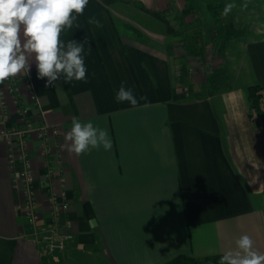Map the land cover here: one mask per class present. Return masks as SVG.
I'll return each instance as SVG.
<instances>
[{
  "label": "crops",
  "instance_id": "0c3cea01",
  "mask_svg": "<svg viewBox=\"0 0 264 264\" xmlns=\"http://www.w3.org/2000/svg\"><path fill=\"white\" fill-rule=\"evenodd\" d=\"M229 3L239 24L245 8L247 15L258 14L256 5L241 0H89L78 17L81 28L62 34L65 42H86L87 82L61 78L45 87L32 59L29 73L0 84L2 90L15 81L35 123L61 127L49 144L58 142L73 220V239L62 250H46L22 235L30 230L16 208L8 148L0 143V264H164L179 255H222L244 234L264 252V126L250 117L246 96L249 84L264 86V19H253L251 33L226 44L238 40L249 65L250 81L241 90L226 73L224 82L212 85L196 63L183 89L168 52L188 54L179 42L194 30L208 44L212 28L227 20L210 5ZM134 7L160 24L131 20ZM91 17L103 27L90 24ZM121 82L133 90L137 106L116 101ZM28 86L36 101L28 98ZM10 106L14 121L16 105ZM73 117L107 129L112 150L67 152L64 136ZM27 152L40 172L45 161L37 139L29 140ZM35 186L45 214L46 181L36 179Z\"/></svg>",
  "mask_w": 264,
  "mask_h": 264
},
{
  "label": "clouds",
  "instance_id": "9594fccd",
  "mask_svg": "<svg viewBox=\"0 0 264 264\" xmlns=\"http://www.w3.org/2000/svg\"><path fill=\"white\" fill-rule=\"evenodd\" d=\"M88 4L89 0H0V84L22 72L29 73L32 59L35 60L37 79L46 78L45 87H56V81L61 78L64 83L87 82L86 42L73 39L65 42L62 34L81 28L78 17L84 14ZM234 7L231 3L225 5L223 15L227 16ZM88 22L97 28L103 27L95 17L89 18ZM115 99L133 107L139 104L125 82H121ZM64 140L67 152L76 156L91 150L109 152L113 146L107 129L77 117L72 118ZM254 244L249 235H241L235 240V248L220 256L218 264H264V252L256 249Z\"/></svg>",
  "mask_w": 264,
  "mask_h": 264
},
{
  "label": "built area",
  "instance_id": "2783aa9c",
  "mask_svg": "<svg viewBox=\"0 0 264 264\" xmlns=\"http://www.w3.org/2000/svg\"><path fill=\"white\" fill-rule=\"evenodd\" d=\"M18 92L14 80L0 90V143L8 148V165L13 172V186L18 191L16 208L25 217L30 230L29 234L22 235L33 243L39 242L46 250H62L73 239V220L69 215L70 199L65 185L64 165L57 150L58 142L49 144V138L59 137L62 129L57 124L35 123ZM28 98L34 101L38 99L30 86ZM11 103L16 105L18 114L14 121H10ZM31 138L38 140V150L45 161L40 172L33 168L27 152ZM53 157L56 166L50 162ZM36 179L46 181L45 214L39 210Z\"/></svg>",
  "mask_w": 264,
  "mask_h": 264
},
{
  "label": "rangeland",
  "instance_id": "374dc122",
  "mask_svg": "<svg viewBox=\"0 0 264 264\" xmlns=\"http://www.w3.org/2000/svg\"><path fill=\"white\" fill-rule=\"evenodd\" d=\"M244 5H256L258 14H254L251 10V14L247 12L243 13L242 23L239 24L234 21V16L227 15V20L221 21L223 24H216L214 26L212 36L213 39L208 42V44H202L200 42V35L198 34L197 30L188 32L187 38L179 42V46L185 51H189L188 54L180 55L175 49L170 48L168 51L171 54V60L175 66L180 68V72L182 71V66L184 67L185 74L187 75L191 70L189 69L191 64H199L204 65L202 68L205 69L209 78H211L212 85L217 83L224 82V77L228 76V82H235L238 83V88L241 90L245 88L246 84L250 81V72H249V65L247 64V60L245 58L242 60V50L238 46V40H235L226 47L227 42H223V34L227 33V25L228 23H232L238 29H244L246 34L252 32V25L251 21L253 19H258L259 22H262L261 19H264V0H241ZM247 2V3H246ZM134 14L132 15L131 20L138 21L142 24L147 26L153 24L156 26L157 21L156 17H153L148 14H144L141 10L137 8H133ZM128 16V15H127ZM130 22V21H129ZM160 24V23H159ZM116 25L119 27L120 23L116 21ZM231 40V39H230ZM178 64V65H177ZM227 64V65H226ZM226 73V74H225ZM188 76V75H187ZM190 77V76H189ZM186 82V83H185ZM185 82H180L181 87L183 89L188 90L189 85L191 84L189 79H186Z\"/></svg>",
  "mask_w": 264,
  "mask_h": 264
},
{
  "label": "trees",
  "instance_id": "16d2710c",
  "mask_svg": "<svg viewBox=\"0 0 264 264\" xmlns=\"http://www.w3.org/2000/svg\"><path fill=\"white\" fill-rule=\"evenodd\" d=\"M104 4H110L116 0H100ZM135 5H137L139 8L143 9L144 11H147L155 16H157L156 10L146 8L142 4H140L137 1H132ZM211 8L214 10V12L219 13L224 10L225 5L224 4H212L210 5ZM246 35V32L244 29H238V27H235L233 22L228 23L227 25V33L223 34V42H227L230 39L233 38H239ZM184 71V67L182 66V71L179 74V81L185 82L187 77ZM186 83V82H185ZM247 99L249 102V114L252 119L257 120V122L264 126V86L258 81H255L247 86ZM195 98H199L200 95L196 94L194 95ZM220 254H214V255H206L203 257H191V256H184L179 255L176 256L169 261H167L164 264H218V260L220 258Z\"/></svg>",
  "mask_w": 264,
  "mask_h": 264
}]
</instances>
